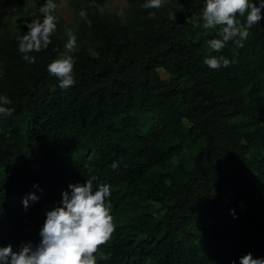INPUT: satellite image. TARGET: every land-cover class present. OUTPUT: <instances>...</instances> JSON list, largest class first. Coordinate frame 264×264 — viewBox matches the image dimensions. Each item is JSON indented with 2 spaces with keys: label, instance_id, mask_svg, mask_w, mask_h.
<instances>
[{
  "label": "trees",
  "instance_id": "1",
  "mask_svg": "<svg viewBox=\"0 0 264 264\" xmlns=\"http://www.w3.org/2000/svg\"><path fill=\"white\" fill-rule=\"evenodd\" d=\"M30 1L41 17L46 0L0 5ZM107 1L81 0L92 23H79L67 90L47 71L67 42L59 17L52 43L29 64L17 41L25 21L7 29L0 13V95L14 109L0 115V247L38 244L69 184L95 177L94 188L111 185L115 225L98 264L264 259V18L242 48L213 53L204 0L159 10L127 0L125 21L101 11ZM209 55L236 62L212 70ZM33 192L39 200L25 209Z\"/></svg>",
  "mask_w": 264,
  "mask_h": 264
},
{
  "label": "clouds",
  "instance_id": "2",
  "mask_svg": "<svg viewBox=\"0 0 264 264\" xmlns=\"http://www.w3.org/2000/svg\"><path fill=\"white\" fill-rule=\"evenodd\" d=\"M169 0H144V10H159ZM58 8L54 0H46L39 8L41 17L25 21L28 28L26 34L17 37L18 51L23 60L35 64V56L48 49L52 36L57 31ZM264 0H204L202 8L203 35L209 31L216 33V38L208 39L206 45L213 53H221L229 43L234 48H242L250 36V29L264 18ZM79 16L91 25L87 11H80ZM149 19L156 18V11H150ZM243 18V19H240ZM67 42L65 51L59 53L47 66L48 74L59 81V87L67 90L76 84V59L73 55L77 49V36L71 28H65ZM236 53L234 52V56ZM212 70L229 67L235 59L229 60L223 55H209L204 59ZM12 100L0 95V115L11 116L14 109L8 107ZM118 162L111 167L116 169ZM88 178L85 183L69 184L70 191L62 193L61 201L46 212V219L39 231L41 237L38 244L21 246L17 251L9 244L0 247V264H98V260L109 258L101 246L107 245L115 231L114 217L110 197L111 185L99 184L94 188V180ZM34 187H39L34 185ZM33 192L26 196L22 203L27 209L30 201H38ZM235 264V261H233ZM240 264H264V259L253 258L248 253L240 258Z\"/></svg>",
  "mask_w": 264,
  "mask_h": 264
},
{
  "label": "rangeland",
  "instance_id": "3",
  "mask_svg": "<svg viewBox=\"0 0 264 264\" xmlns=\"http://www.w3.org/2000/svg\"><path fill=\"white\" fill-rule=\"evenodd\" d=\"M1 2L2 0H0V4ZM54 2L58 5L55 14L59 17L61 22L67 28H71L77 36V31L80 28L79 23L81 22V17L79 16L81 11L79 7L81 0H54ZM128 5L127 0H108L103 5L101 11L116 15L118 18L125 21L127 17ZM34 11V2L32 1L28 2L20 10H17L14 6L2 7L0 5V13L7 15L3 18V22L7 29H12L16 23L21 21L24 22L27 20L31 22V20L35 18ZM66 39H68L67 36ZM63 51H65V49Z\"/></svg>",
  "mask_w": 264,
  "mask_h": 264
}]
</instances>
